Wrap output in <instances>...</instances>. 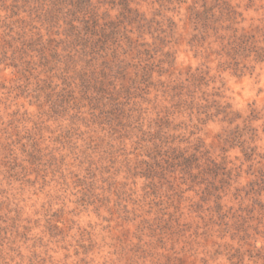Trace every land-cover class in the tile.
<instances>
[{
    "label": "rangeland",
    "instance_id": "374dc122",
    "mask_svg": "<svg viewBox=\"0 0 264 264\" xmlns=\"http://www.w3.org/2000/svg\"><path fill=\"white\" fill-rule=\"evenodd\" d=\"M53 1L0 0V264H264V0Z\"/></svg>",
    "mask_w": 264,
    "mask_h": 264
},
{
    "label": "trees",
    "instance_id": "16d2710c",
    "mask_svg": "<svg viewBox=\"0 0 264 264\" xmlns=\"http://www.w3.org/2000/svg\"><path fill=\"white\" fill-rule=\"evenodd\" d=\"M60 0H54L53 4L56 5L57 2L59 3ZM90 0H82L77 1L75 3L76 5V12L75 13H84L85 16L82 20H79L83 22L82 25H84L85 33L87 35L86 38L81 37V33L79 32L77 35V40L81 42L82 40H85L86 46H90L92 50L97 51L98 47H101L102 50L108 49V46L110 44L111 39L116 38L118 26L115 22H104L101 23V19L99 15L94 12V8L89 10L91 7ZM220 1V0H218ZM61 2V1H60ZM90 3V4H89ZM223 4V10H231V13L236 14V12L233 10L234 7L231 5L230 0H224L222 1ZM85 7V10H84ZM87 9V10H86ZM204 14L209 16L208 19L212 20L214 18L213 14V8L206 9L204 11ZM81 40V41H80ZM88 43V44H87ZM232 114V112L228 113V116Z\"/></svg>",
    "mask_w": 264,
    "mask_h": 264
}]
</instances>
